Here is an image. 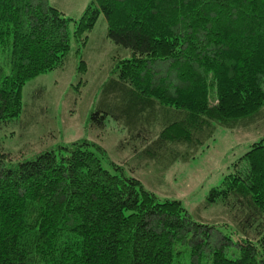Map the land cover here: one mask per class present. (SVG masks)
<instances>
[{"label": "trees", "instance_id": "16d2710c", "mask_svg": "<svg viewBox=\"0 0 264 264\" xmlns=\"http://www.w3.org/2000/svg\"><path fill=\"white\" fill-rule=\"evenodd\" d=\"M101 14L127 57L89 118L97 140L8 149L25 113L48 111L25 85L63 69ZM109 116L159 162L217 127L259 136L208 195L220 224L110 161ZM0 264H264V0H91L79 20L50 0H0Z\"/></svg>", "mask_w": 264, "mask_h": 264}, {"label": "rangeland", "instance_id": "374dc122", "mask_svg": "<svg viewBox=\"0 0 264 264\" xmlns=\"http://www.w3.org/2000/svg\"><path fill=\"white\" fill-rule=\"evenodd\" d=\"M90 2L50 0L55 8L72 20H79ZM74 29L73 24L71 34ZM71 46L63 69L37 77L23 88L25 99H29L32 92L42 91L40 104L46 105L48 111H42L37 106L34 114L26 116L25 113L21 125L15 129L17 137L5 144L8 149L13 146L14 150H19L24 147L22 143L29 141L37 146L36 152H40L43 147H58L88 135L92 140H97L96 131L91 130L90 134L87 128L89 118L92 112L102 107L106 95L105 86L117 63L114 58L119 56L125 59L127 53L109 39L107 21L103 14L88 34L86 45L83 46L73 38ZM82 61L86 63V71ZM51 118L56 123H52ZM106 127L108 136L101 146L108 152L110 161L123 167L127 176L140 180L147 191L162 199L182 202L194 220L209 225L221 222L219 205L207 204L211 189L221 184L233 165L259 138L251 132H232L217 127L203 144L188 151L180 148L183 154L173 156L169 153L164 161L159 162L155 157L143 156L144 149L138 153L133 152L131 136L110 116L106 120ZM163 128V124L157 125L158 131ZM51 132L56 136L51 135L47 139V134ZM125 138L128 143L126 148L120 147V143H125Z\"/></svg>", "mask_w": 264, "mask_h": 264}]
</instances>
